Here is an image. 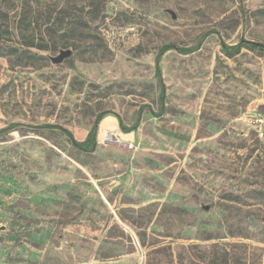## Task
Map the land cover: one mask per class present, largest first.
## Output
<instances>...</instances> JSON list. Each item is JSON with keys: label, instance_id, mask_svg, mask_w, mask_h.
Instances as JSON below:
<instances>
[{"label": "rangeland", "instance_id": "rangeland-1", "mask_svg": "<svg viewBox=\"0 0 264 264\" xmlns=\"http://www.w3.org/2000/svg\"><path fill=\"white\" fill-rule=\"evenodd\" d=\"M26 2L38 35L71 16L47 49L22 44ZM0 7V128L18 124L0 135V264H264V51L222 48L264 44V0ZM167 43L198 48L162 55V110ZM104 110L138 125L107 115L91 151L30 127L84 140Z\"/></svg>", "mask_w": 264, "mask_h": 264}, {"label": "trees", "instance_id": "trees-1", "mask_svg": "<svg viewBox=\"0 0 264 264\" xmlns=\"http://www.w3.org/2000/svg\"><path fill=\"white\" fill-rule=\"evenodd\" d=\"M54 12H49L46 13L45 15H42V19L45 21V24H47L46 29L42 32L41 35H38L36 33L35 28L33 27V23H35L38 20V16L35 14L33 6L29 3H24L23 6L21 7L20 11V16L18 20V29L19 33L22 36V44L28 48H39V49H47L49 48V39L43 35L45 33L46 35L48 34L51 39H53L54 35L57 34V31H60L64 28L65 20L69 15L67 11L63 13L60 11V13H57L55 17ZM8 17V12L6 10L2 9L0 7V37H2L4 34H6V30H3L2 28L5 25H2L4 21ZM71 17V16H70ZM73 22V21H72ZM78 25L80 23L78 21H74L72 23V28L71 30L74 31L77 29ZM60 45H64L63 43ZM243 47H248V48H253V49H260L264 51V45L261 44H256L252 42V40H246V39H241L238 43L236 44H227L225 42L222 43V48L223 51L229 55H235L238 54ZM198 48V45L195 47L191 48H184L180 47L174 43H167L164 44L156 57V76L161 84V93H160V104L161 108L163 110V106L165 103V97H166V86L164 84V80L162 77V69L160 65L161 57L162 55L169 51V50H177L181 53L187 54L195 51ZM142 111V110H141ZM161 113H158L157 115H160ZM107 115H115L119 121H120V126L125 132H129L132 130H135V128L138 125V121L131 127H128L124 124L122 121L121 117L111 111V110H104L101 111L97 114L96 120L93 123L90 131L88 132L86 138L84 140H78L74 137V134L72 133L71 130L57 124H41V125H30V127L33 128H53V129H59L61 130L73 143L74 146H76L79 149L86 150V151H91L94 149V147L97 144L98 141V129H99V124L101 121L107 116ZM18 124L13 123L12 125H9L6 128H0V135L9 130L12 127H16Z\"/></svg>", "mask_w": 264, "mask_h": 264}, {"label": "water", "instance_id": "water-1", "mask_svg": "<svg viewBox=\"0 0 264 264\" xmlns=\"http://www.w3.org/2000/svg\"><path fill=\"white\" fill-rule=\"evenodd\" d=\"M252 42H254L256 44L264 45L261 42H257V41H252ZM71 54H72V50L71 49H62V50H60V53L58 55H56V56H50V59L54 63H61L66 58H68Z\"/></svg>", "mask_w": 264, "mask_h": 264}]
</instances>
